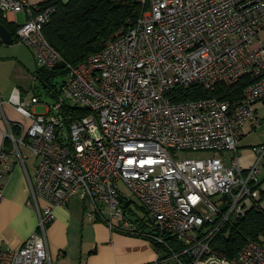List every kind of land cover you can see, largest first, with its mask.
Instances as JSON below:
<instances>
[{
  "label": "built area",
  "instance_id": "obj_1",
  "mask_svg": "<svg viewBox=\"0 0 264 264\" xmlns=\"http://www.w3.org/2000/svg\"><path fill=\"white\" fill-rule=\"evenodd\" d=\"M139 2L143 10L133 26L68 66L61 95L45 113L32 109L39 96L27 103L19 88L13 90L9 102L31 124H18V135L11 124L7 135L39 222L19 248H0V264H52L47 228L55 209L74 199L83 201L91 221L165 247L168 252L156 248L164 263L264 264V240H250L231 258L214 249L247 200L263 210L256 198L264 185V143L255 147L248 168L240 164L238 149L246 125H259L256 106L264 103V0ZM0 8L5 15L28 14L18 42L33 51L39 67L64 61L43 34L53 7L35 13L28 0H0ZM245 75L252 82L237 100L178 102L171 95L193 85L214 91ZM0 109L5 116L2 102ZM186 150L218 154L181 158ZM29 158H36L33 173ZM12 171L2 149L0 176Z\"/></svg>",
  "mask_w": 264,
  "mask_h": 264
},
{
  "label": "crops",
  "instance_id": "obj_2",
  "mask_svg": "<svg viewBox=\"0 0 264 264\" xmlns=\"http://www.w3.org/2000/svg\"><path fill=\"white\" fill-rule=\"evenodd\" d=\"M44 1L46 0H28L34 10H39ZM62 1L66 3L69 0ZM6 18L15 25H21L27 21L28 14L23 11L8 12ZM38 70L35 55L28 46L18 41L6 44L1 38L0 102L5 116L0 117V151L7 150L9 163L13 165L12 174L4 173L0 176V185L4 186V199L0 202L2 249L19 248L38 228L39 217L31 204L24 169L11 153V143L6 144L11 124H21L24 127L31 124V120L9 100L16 87L21 90L23 100L27 103L35 95L41 97L42 82L37 76ZM37 105H33L32 109L36 111ZM256 108L259 125L256 124L257 121L247 124L241 139L262 125L264 116L261 111L264 110V103H258ZM263 143L264 141L248 146L242 151L238 149L243 167L248 168L254 163L255 147ZM226 156L231 160L227 154ZM47 237L52 264H167L162 262L161 255L151 240L113 231L102 221H91L85 214L84 203L80 199H74L67 206L55 209V219L47 228Z\"/></svg>",
  "mask_w": 264,
  "mask_h": 264
},
{
  "label": "trees",
  "instance_id": "obj_3",
  "mask_svg": "<svg viewBox=\"0 0 264 264\" xmlns=\"http://www.w3.org/2000/svg\"><path fill=\"white\" fill-rule=\"evenodd\" d=\"M49 7H53L54 12L43 26V34L64 61L51 69L39 67L37 76L42 82L44 91L54 100L59 99L61 88L67 81L68 66L79 65L102 50L108 41L117 38L133 26L143 10L139 0H69L66 3L62 0H46L39 10L34 11L38 13ZM0 25L6 26L15 37V41H18L19 25L9 22L1 8ZM59 78L61 81H58ZM251 82L250 77L245 75L231 86L218 85L214 91L193 85L176 88L171 95L175 96V101L178 102L197 101L214 96L224 100H237L242 98ZM71 108L77 109L73 106ZM13 131L15 134H20V126L15 124ZM10 143L11 139L7 138L6 144ZM263 200L264 192L261 191L256 201L262 203ZM166 240L170 245L178 248L174 238L167 237ZM250 240H264V210L257 207H253L245 217L239 218L237 224L229 225L217 238L214 249L220 256L231 258L236 256ZM155 246L157 248L160 245L155 244ZM160 247L168 252L165 247Z\"/></svg>",
  "mask_w": 264,
  "mask_h": 264
},
{
  "label": "rangeland",
  "instance_id": "obj_4",
  "mask_svg": "<svg viewBox=\"0 0 264 264\" xmlns=\"http://www.w3.org/2000/svg\"><path fill=\"white\" fill-rule=\"evenodd\" d=\"M36 66L34 65L33 69H35ZM58 81H61V78L58 79ZM41 101L39 102V104L36 107V112L37 113H45L47 111V106L48 104L54 103V99L52 97H50L45 91L44 89L41 87ZM262 115L264 116V110L262 109L261 111ZM264 141V119L262 122V125L257 128L256 130H254L251 133H248L246 135L243 136V139H241L239 141V149L242 151L244 148L248 147V146H255L258 143ZM22 152L24 153V155L29 156L30 152L23 146H21ZM217 152H212V151H195V150H186V151H182L180 152V157L181 158H188V159H200V158H207V157H211L213 155H217ZM229 158L231 157V153L227 152L226 153ZM227 164L231 163V160L228 159ZM28 165L31 169V172L33 173L35 165H36V158H29L28 159ZM122 189L129 194V191L125 188L122 187ZM136 200V199H135ZM136 202L139 204V201L136 200ZM134 208L135 210L139 211V213L142 214V209H140L138 207V205L136 206V204H134ZM171 264H177V260H171L170 261Z\"/></svg>",
  "mask_w": 264,
  "mask_h": 264
},
{
  "label": "water",
  "instance_id": "obj_5",
  "mask_svg": "<svg viewBox=\"0 0 264 264\" xmlns=\"http://www.w3.org/2000/svg\"><path fill=\"white\" fill-rule=\"evenodd\" d=\"M0 37L2 38L3 42L6 44H13L15 42V37L11 33V31L4 25H0ZM264 192V185L261 189ZM259 197L256 199L258 200ZM247 207L245 209L239 208L234 216V224H237L239 218H243L246 214L254 207L255 203L251 199L247 200L246 202ZM261 207L264 210V200L261 203ZM229 235V232L227 233ZM218 264V263H212Z\"/></svg>",
  "mask_w": 264,
  "mask_h": 264
}]
</instances>
